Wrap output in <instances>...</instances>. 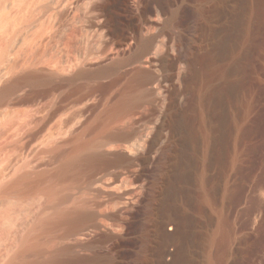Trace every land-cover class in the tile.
<instances>
[{
	"label": "rangeland",
	"instance_id": "obj_1",
	"mask_svg": "<svg viewBox=\"0 0 264 264\" xmlns=\"http://www.w3.org/2000/svg\"><path fill=\"white\" fill-rule=\"evenodd\" d=\"M99 1L103 6L104 2ZM173 1V16L178 19V25L163 31L156 40L158 47L155 46L152 50L155 53L150 55L157 57L149 71L152 79L144 87L140 108L132 114L133 123L126 126H138V129L134 127L137 132L131 127L136 134L127 145L138 142L143 132L153 128L162 118L170 98L166 93L160 97L159 90L171 91L174 85L180 86L177 73L183 64L174 66L173 63L180 50H188L197 62L198 70L211 82L208 86H199V104L193 102V107L191 104L185 106V121L187 124L190 122L189 126L197 137L194 146L187 149L190 163L184 167L186 169L183 168L188 180H176L180 190L177 196L173 191L164 195L166 201L177 204L178 214L187 218L180 224L187 231V237L182 243L170 246V254L161 255L165 245L158 230L163 216L141 196V200H134L138 193L141 195L136 186L157 185L161 173L151 163L135 161L127 153L132 159L127 172L122 169H114L109 174L99 172L92 186L85 178L61 188L60 193L64 197L69 196V202L63 208H73L79 201L89 203L88 208L96 215L95 224L99 229L87 228L78 241L61 243V239L50 240L45 245L46 252L51 253L56 246L69 245L74 248L72 256L80 260L79 264H161L162 260L167 264H264V0ZM145 3L117 0V6L125 9V18L111 32L88 29L84 21L81 22L82 2L67 7L59 14L60 17L57 16V26L51 28H56L52 31L58 38H54L51 44H60L59 52H63L62 55L57 54L55 60L62 64L66 60L70 62L75 52L79 54L88 37L90 53L93 52L91 58L94 56L95 64L92 65L113 67L115 61L106 64L102 59L110 53L109 57L115 56L120 39L131 36L146 25L151 17V8ZM169 31H173L169 53L171 62H158L163 51L162 43ZM80 44L82 46L78 50ZM93 45H96L94 50ZM207 56L210 57L209 66L203 64ZM135 67L122 68L102 80H78L32 104L30 117L32 122L37 119L32 125H36L38 119L39 122L36 127H31L30 151L21 149L19 152L20 163L33 151L34 171L43 173L47 169H57L72 150L65 141L74 131L98 126L96 117L104 110L103 102L125 87V79L121 78ZM93 91L96 95L92 97ZM76 99L80 103L74 102ZM110 127L114 129L118 125ZM52 133H57L54 140L57 155H40L41 144ZM101 179H112L113 192L103 193ZM46 202L45 195L36 194L37 210ZM166 229L174 233L175 224L168 225Z\"/></svg>",
	"mask_w": 264,
	"mask_h": 264
},
{
	"label": "bare ground",
	"instance_id": "obj_2",
	"mask_svg": "<svg viewBox=\"0 0 264 264\" xmlns=\"http://www.w3.org/2000/svg\"><path fill=\"white\" fill-rule=\"evenodd\" d=\"M96 1L98 5V0H0V264H79L80 260L72 256L74 248L69 245L60 248L56 246L51 253L45 251V245L50 240L61 239L60 242L64 243L69 240L78 241L79 236L83 238L87 228L99 229L95 224L96 215L88 208L89 203L79 201L73 208H63L69 202V196L64 197L60 193L61 188L79 183L85 178L88 179L89 186H92L96 183L95 175L99 172L109 174L114 169L127 172L128 165L132 162L127 153L135 161L151 163L161 173L157 185L136 186L137 191L141 190V195L138 193L134 198L135 201L146 199L163 216L158 230L159 238L165 245L161 255L170 254V246L182 243L187 237V231L180 225L187 218L178 214L177 204L166 201L164 195L166 196L167 191H173L177 196L180 190L175 184L176 180H188L183 168L190 163L187 149L194 146L197 137L189 126L190 122L187 124L185 121V106L198 102L199 86H208L211 81L206 80L202 71L198 70L191 52L180 50L173 63L174 66L177 63L183 64V68L177 73L180 86L174 85L171 91L162 88L159 90L160 97L166 93L170 98L162 118L153 128H147L138 142L127 145L136 133L131 130L134 124L128 128L126 126L133 123L132 114L140 108L144 99V87L152 79L149 71L154 67L157 57L150 55L155 53L152 50L156 46V40L163 31L176 27L178 19L173 16V0H140L151 8V17L143 28L120 39L115 56L109 57L110 53L102 59L106 64L115 61L113 67L92 65L95 64L94 56L91 58L93 52L90 53V40L87 36L88 40L86 37V40L82 38L85 40L84 47L81 49L80 44L79 54L75 52L72 55L74 59L78 55L76 60L70 56L73 61L70 59V62L64 61L65 64L58 63L55 59L60 53V44L55 45L54 41L52 46L51 41L58 38L52 31L56 28H51L57 26V16L67 7L82 2L81 22L84 21L87 28H97L103 32H111L115 25L124 21L125 9L117 6V0H100L102 4L104 2L103 6H97ZM168 33L167 38L164 37L165 42L162 43L163 49L161 48L163 51L159 53L158 62L170 60L173 31ZM130 41L132 43L128 47ZM95 46L90 47L94 50ZM203 62L209 66L210 57H205ZM90 64L92 68L87 69ZM129 66L136 67L121 78L125 79V87L103 102L104 110L96 117L98 126L94 129L83 127L79 132H72V136L65 141L72 150L57 169H45L43 173H40L41 170L39 173L38 170L34 171V154L33 151L29 154L28 148L32 142L31 127H36L39 119L33 126L37 119L34 118V122L31 120L32 104L43 101L65 85L71 86L78 80H102ZM95 92L91 93L92 97ZM74 102L80 103V100L76 99ZM112 124H117L118 128L112 129ZM57 133L50 134L41 144L43 147L40 155H55L54 140ZM21 149L28 150L29 154L22 163L19 161ZM37 162L39 164V160ZM122 170L120 172L123 173ZM108 179L100 180L103 193L107 195L114 189L112 179ZM136 179L139 180L140 177ZM37 193L47 197L46 204L41 205L38 210ZM170 224H175L174 233H169L166 229ZM161 264L167 263L162 260Z\"/></svg>",
	"mask_w": 264,
	"mask_h": 264
}]
</instances>
